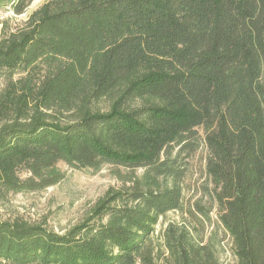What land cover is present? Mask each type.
I'll return each mask as SVG.
<instances>
[{
    "label": "trees",
    "instance_id": "obj_1",
    "mask_svg": "<svg viewBox=\"0 0 264 264\" xmlns=\"http://www.w3.org/2000/svg\"><path fill=\"white\" fill-rule=\"evenodd\" d=\"M2 75L0 200L61 163L122 189L64 235L0 221V264H221L212 208L183 197L202 147L237 264H264V0H49L3 27ZM170 212L187 223L155 236Z\"/></svg>",
    "mask_w": 264,
    "mask_h": 264
},
{
    "label": "rangeland",
    "instance_id": "obj_2",
    "mask_svg": "<svg viewBox=\"0 0 264 264\" xmlns=\"http://www.w3.org/2000/svg\"><path fill=\"white\" fill-rule=\"evenodd\" d=\"M16 0H0V33L3 27L15 29L27 21L28 17L49 0H34L23 15H15L12 6ZM6 89L5 76H0V97ZM101 111H107L108 103L101 104ZM207 150H201L189 160V172L184 180L183 197L186 205L202 203L212 208L211 220L207 223L204 238L214 234L219 243L221 264H237L233 245L219 222L217 204L212 199L213 185L206 171ZM59 168L65 179L56 186L42 191L10 193L0 200V221L25 222L43 226L57 234H67L74 227L87 221L98 220L96 210L115 193L121 191L122 183L114 175L115 168L105 166L99 171L72 169L61 163ZM142 171H138L140 175ZM22 180L28 177L19 172ZM188 216L170 212L159 220L155 236L170 222L187 223ZM162 264V263H160Z\"/></svg>",
    "mask_w": 264,
    "mask_h": 264
}]
</instances>
